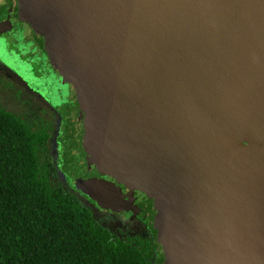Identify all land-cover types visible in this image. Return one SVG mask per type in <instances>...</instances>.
Returning <instances> with one entry per match:
<instances>
[{"label":"water","instance_id":"water-1","mask_svg":"<svg viewBox=\"0 0 264 264\" xmlns=\"http://www.w3.org/2000/svg\"><path fill=\"white\" fill-rule=\"evenodd\" d=\"M7 8L71 90L78 191L146 218L162 264H264V0Z\"/></svg>","mask_w":264,"mask_h":264},{"label":"trees","instance_id":"trees-1","mask_svg":"<svg viewBox=\"0 0 264 264\" xmlns=\"http://www.w3.org/2000/svg\"><path fill=\"white\" fill-rule=\"evenodd\" d=\"M52 126L0 105V264H162L147 219L121 235L95 215L66 174L64 138L50 146Z\"/></svg>","mask_w":264,"mask_h":264},{"label":"rangeland","instance_id":"rangeland-1","mask_svg":"<svg viewBox=\"0 0 264 264\" xmlns=\"http://www.w3.org/2000/svg\"><path fill=\"white\" fill-rule=\"evenodd\" d=\"M16 47L11 43L0 40V62L18 75L26 76V79L33 81L31 72L33 71V63L22 61V56L18 53ZM56 85L58 88L59 79L56 75ZM51 77V78H52ZM41 83V80H39ZM43 81H46L45 79ZM61 83V82H60ZM51 88L47 90L48 96H52L54 106H59L63 102V96L60 95L58 89ZM0 105L15 114L26 118L34 127H41L45 123H51V139L52 146L55 126L58 125V117L55 112L49 108V105L39 100L33 93L28 90L10 71L3 69L0 65ZM95 215L107 227L116 230L121 235L137 234L144 231L142 222L136 218H132L129 214L121 212H108L103 210H94Z\"/></svg>","mask_w":264,"mask_h":264},{"label":"flooded vegetation","instance_id":"flooded-vegetation-1","mask_svg":"<svg viewBox=\"0 0 264 264\" xmlns=\"http://www.w3.org/2000/svg\"><path fill=\"white\" fill-rule=\"evenodd\" d=\"M8 0H0V40H4L7 43H11L18 50V53L22 56V61L33 63V71L31 72L33 81L26 79V76L18 75L15 71L11 70L9 67L5 66L0 62V65L3 69L10 71L28 90H30L34 96H36L43 103L49 105V108L55 112L58 117V125L56 127V133L59 134L62 140L65 139L66 130H67V118L69 115L70 108L72 106V94L69 87H63L59 81V85L55 83L56 78L52 77L51 70L48 64L43 59V52L38 47L33 34L32 29L23 21L19 20L12 11L7 8ZM15 48V49H16ZM52 77V78H51ZM46 81H43V80ZM41 80V83H39ZM57 88L60 95L64 96L63 102L59 106H54L53 97L48 96L47 90L51 88ZM47 88V90H46ZM65 126H64V118ZM60 143L58 140L54 141V148ZM137 201H144L146 199L144 193L136 191ZM101 207V206H100ZM102 208V207H101ZM93 210H103L108 212H121L129 214L132 218H136L142 222V226L145 230V222L143 221L144 217L139 216L138 214L128 210V209H119V210H110L106 208H97L96 205L93 206ZM146 219V218H145Z\"/></svg>","mask_w":264,"mask_h":264}]
</instances>
